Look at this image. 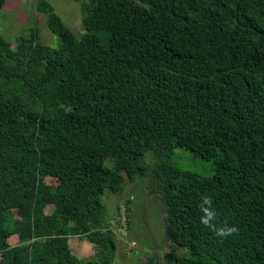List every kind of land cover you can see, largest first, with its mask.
<instances>
[{"label":"trees","instance_id":"obj_1","mask_svg":"<svg viewBox=\"0 0 264 264\" xmlns=\"http://www.w3.org/2000/svg\"><path fill=\"white\" fill-rule=\"evenodd\" d=\"M36 7L57 48L0 34V264H113L103 196L136 178L182 250L169 264H264V0H83L80 36ZM205 196L226 238L201 222Z\"/></svg>","mask_w":264,"mask_h":264},{"label":"rangeland","instance_id":"obj_2","mask_svg":"<svg viewBox=\"0 0 264 264\" xmlns=\"http://www.w3.org/2000/svg\"><path fill=\"white\" fill-rule=\"evenodd\" d=\"M38 0H9L0 10V34L15 46L18 39L37 34L40 43L59 45V39L46 25V15L37 10ZM64 22L78 36L84 32L81 21L83 0H49ZM172 161L178 166L204 175L213 172V163L193 156L190 152L176 149ZM145 162L153 161L152 154L145 156ZM112 161L106 160L108 167ZM52 181V180H47ZM146 179L127 181L120 193L106 191L103 196L108 211L107 223L115 234L116 248L113 264H147L148 256L154 255L157 264H169L165 256L182 250L168 242L164 235V205L158 195H150L145 188ZM128 207V208H127ZM50 208V207H49ZM50 210V209H48ZM10 244H15L12 236ZM71 250L86 260L93 255L90 242L84 238L70 237Z\"/></svg>","mask_w":264,"mask_h":264},{"label":"clouds","instance_id":"obj_3","mask_svg":"<svg viewBox=\"0 0 264 264\" xmlns=\"http://www.w3.org/2000/svg\"><path fill=\"white\" fill-rule=\"evenodd\" d=\"M200 208L202 212L201 222L204 225L211 227L218 237L226 238L227 236L231 235L233 232L236 231V228L234 226L216 227L214 222L217 217V211L213 207L211 197H203L202 202L200 204Z\"/></svg>","mask_w":264,"mask_h":264}]
</instances>
